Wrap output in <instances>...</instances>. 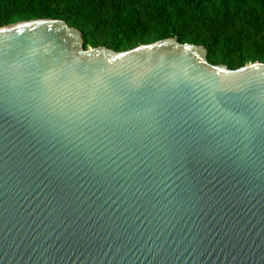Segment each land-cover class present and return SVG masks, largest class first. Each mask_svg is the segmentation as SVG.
Here are the masks:
<instances>
[{
	"label": "water",
	"instance_id": "water-1",
	"mask_svg": "<svg viewBox=\"0 0 264 264\" xmlns=\"http://www.w3.org/2000/svg\"><path fill=\"white\" fill-rule=\"evenodd\" d=\"M0 264H264V63L0 27Z\"/></svg>",
	"mask_w": 264,
	"mask_h": 264
},
{
	"label": "trees",
	"instance_id": "trees-1",
	"mask_svg": "<svg viewBox=\"0 0 264 264\" xmlns=\"http://www.w3.org/2000/svg\"><path fill=\"white\" fill-rule=\"evenodd\" d=\"M37 19L65 21L86 49L174 38L204 46L215 66L264 63V0H0V27Z\"/></svg>",
	"mask_w": 264,
	"mask_h": 264
}]
</instances>
